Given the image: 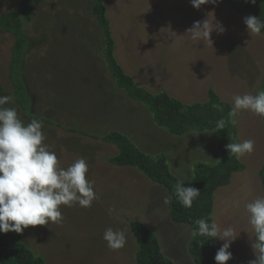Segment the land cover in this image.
<instances>
[{
  "label": "rangeland",
  "instance_id": "374dc122",
  "mask_svg": "<svg viewBox=\"0 0 264 264\" xmlns=\"http://www.w3.org/2000/svg\"><path fill=\"white\" fill-rule=\"evenodd\" d=\"M27 0H0V13L21 11ZM27 16L29 38L20 75L30 96L28 111L18 105L10 76L15 36L0 30V96H11L5 107L17 109L25 124L34 116L45 118L43 144L54 152L58 167L87 161V179L94 182L91 207L60 206L56 223L29 226L23 241L45 264H138L137 243L130 221L146 223L158 237L163 254L180 264H195L188 246L192 226L170 217L166 188L135 166H119L109 158L116 144L92 137L118 130L151 158L164 154L170 170L189 185L197 161L219 159L215 130L175 135L155 123L149 107L116 86L103 55V27L92 12L96 0H35ZM115 54L124 70L139 85L155 92L169 90L184 102L207 100L208 88L233 103V97L257 94L264 74V35L250 33L245 15L226 0L194 8L190 0H105ZM219 22L212 44L193 41L187 33L194 22ZM168 91V92H169ZM240 142L255 141L254 151L239 159L244 169L214 193L213 221L223 230L232 227L236 264H250L255 233L246 205L264 197L259 169L264 162L263 118L250 111L237 113ZM77 129L70 130L69 128ZM83 131V132H81ZM167 198L168 203H165ZM111 209V213L109 212ZM123 230L126 244L118 251L107 247L105 229ZM223 241L215 239L219 249Z\"/></svg>",
  "mask_w": 264,
  "mask_h": 264
},
{
  "label": "trees",
  "instance_id": "16d2710c",
  "mask_svg": "<svg viewBox=\"0 0 264 264\" xmlns=\"http://www.w3.org/2000/svg\"><path fill=\"white\" fill-rule=\"evenodd\" d=\"M226 1L236 13L246 17L255 16L264 22V0H256L255 4H252L250 0L247 2L246 0ZM35 2V0H27L21 11L12 9L0 13V30L15 36L10 61V76L14 86L15 99L21 109L26 111L29 106L31 107V102L30 96L27 95L28 88L24 77L20 75V66L24 61V54L29 43L25 32V21L27 16L33 13ZM92 12L103 27L104 60L115 79L116 86L125 89L130 97L146 104L152 112L155 123L166 128L172 134L184 135L190 131L215 130L219 159L212 164L202 161H197L194 164L192 180L189 185L185 186L195 187L201 193L193 201L191 208H184L177 201L174 192L175 186L180 180L171 172L164 154L151 158L129 136L118 130L109 131L103 136L93 135L92 137L118 146V153L109 158L111 163L119 166H135L152 181L166 188L171 198L169 213L173 220L187 222L193 230L198 227L196 221L200 218H205L209 223H212L215 191L220 186L228 184L234 172L245 167L236 155H230L226 149V145L230 142H240L237 123H231V120H236V117H229L232 103L223 100L213 88H208L207 100L184 102L172 96L169 90L163 89L155 92L144 85L137 84L134 77L124 70L116 57V44L110 28L105 0H96ZM260 34L264 35V29ZM261 91H264V74L261 77L257 93ZM32 117L41 122L45 119L41 116L33 115ZM221 119L225 121L223 129L217 127ZM69 129L77 131L71 127ZM259 176L264 189V162L259 169ZM130 228L137 243L136 260L138 264H180L163 254L158 237L146 223L132 220ZM210 239V237L196 236L190 241L188 250L195 264H216L214 257L218 249L215 239ZM0 264H45V259L24 243L22 233L8 232L0 233ZM227 264H236V261L231 259Z\"/></svg>",
  "mask_w": 264,
  "mask_h": 264
},
{
  "label": "clouds",
  "instance_id": "9594fccd",
  "mask_svg": "<svg viewBox=\"0 0 264 264\" xmlns=\"http://www.w3.org/2000/svg\"><path fill=\"white\" fill-rule=\"evenodd\" d=\"M218 0H190L191 5L200 9L205 4H216ZM247 2V0H246ZM252 4L256 0H250ZM247 30L252 34L261 33L264 22L255 16L244 18ZM223 33L225 28L219 22L210 27L208 19L194 22L187 30L193 41L203 40L212 44L213 31ZM12 101L11 96H0V233H23L29 226L47 225L61 220L60 206L71 207L74 203L80 207H91L96 199L94 182L87 179V161L84 158L75 160L66 169L59 168L54 152L43 144L45 136L42 124L33 119L25 124L14 107H5ZM247 110L264 118V91L255 95L246 93L233 97L229 117H235L240 111ZM235 124L236 120L232 119ZM225 121L221 119L217 127L223 129ZM255 141L246 139L239 143L226 145L230 155L237 158L254 151ZM175 196L184 208H191L193 201L200 195L195 187H186L183 181H178ZM165 203H168L165 198ZM111 209L109 212L111 213ZM249 223L252 226L255 239L251 247L256 259L250 264H264V197H259L246 205ZM192 232L193 237H210V240L223 241L217 250L214 260L216 264H227L233 258L229 251L237 235L232 227L221 230L213 221L200 218ZM103 239L112 251H118L126 244V234L123 230L105 229Z\"/></svg>",
  "mask_w": 264,
  "mask_h": 264
}]
</instances>
